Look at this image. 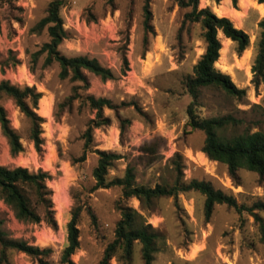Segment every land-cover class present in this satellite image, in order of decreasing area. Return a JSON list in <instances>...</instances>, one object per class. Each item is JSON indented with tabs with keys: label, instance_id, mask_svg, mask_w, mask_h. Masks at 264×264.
<instances>
[{
	"label": "rangeland",
	"instance_id": "obj_1",
	"mask_svg": "<svg viewBox=\"0 0 264 264\" xmlns=\"http://www.w3.org/2000/svg\"><path fill=\"white\" fill-rule=\"evenodd\" d=\"M52 1L0 0V83L33 87L41 93L36 112L42 118L43 142L38 150L31 138L30 120L13 98L3 94L0 105L19 135L23 151L12 152L0 122V165L48 172L56 221L52 226L45 220H20L0 197V229L6 237L51 248L48 260L60 264L68 244V223L74 210L81 207L80 248L72 260L75 264H99L115 238L121 218L118 205L122 203L136 209L159 232L153 264H264L259 226L247 211L240 213L227 204H216L208 220L206 197L195 190L181 193L178 199L160 198L145 207L137 198L124 200L121 187L95 189L97 151L103 150L121 157L111 166L109 180L123 177L132 167L138 185L173 186L178 181L198 180L233 196L240 206L264 201V178L240 169L233 179L226 164L203 152L206 134L189 125L187 110L192 97L185 84L206 50L201 25H183L189 9H182L176 0H150L153 32L148 33L144 25L147 0H64L61 16L67 37L59 50L67 57L96 58L115 73L109 80L89 73V88L81 89L82 97L69 104L67 100L79 83L61 79L58 63L45 66V56L36 62L32 57L50 40L47 28L36 26L47 16ZM223 4L224 0H200L199 8L210 7L217 14V7ZM231 7L240 9L239 3ZM249 11L240 26L249 34L250 46L239 54L237 43L220 32L223 48L216 64L247 91L246 96L236 98L210 86L201 89L196 105L202 118H232L219 131L225 138L264 130V81L259 86L252 82L261 29L259 18ZM126 58L129 67L124 73ZM87 95L108 98L117 108L104 110L111 123L94 130L87 158L81 161L84 134L96 117L84 100ZM43 105L48 114H41ZM149 148L155 153L150 154ZM0 264L39 262L25 252L9 250L8 260L0 259ZM110 264L121 263L113 258ZM132 264H145L140 243L135 244Z\"/></svg>",
	"mask_w": 264,
	"mask_h": 264
},
{
	"label": "trees",
	"instance_id": "obj_2",
	"mask_svg": "<svg viewBox=\"0 0 264 264\" xmlns=\"http://www.w3.org/2000/svg\"><path fill=\"white\" fill-rule=\"evenodd\" d=\"M182 9H189L183 20L186 23H199L203 29V37L206 42L205 53L201 56L198 63L194 66V75L187 79L186 88L192 97V102L188 106L189 125L193 130H200L206 134L203 152L214 161L226 164L233 179L237 178L240 169H246L258 173L264 178V130L247 132L236 135L232 138H225L219 134L225 126L232 122L230 116L202 118L197 114L196 105L200 98L201 89L205 87H217L228 95L241 98L246 96L247 91L239 88L232 77L216 67L223 48L219 38L221 32L226 38L231 39L238 45V53L242 54L250 46L249 34L237 28L234 22L228 17H220L212 11L210 7L199 8L200 0H176ZM221 1V0H218ZM237 7L239 0H232ZM264 3V0H257ZM64 0H53L48 8V14L37 24L39 30L47 28L50 40L41 49L35 52L32 57L36 62L41 56H45L44 64L49 66L58 63L60 67V78L70 79L79 83L74 87V93L67 103L72 104L81 98V89L90 86L88 74H94L103 80L115 78V73L100 63L96 58L88 56L67 57L60 50L59 46L67 37L64 28V20L61 16V9ZM145 29L148 33L153 32L151 21L153 13L150 7V0H147L144 8ZM261 29L258 51L252 72L254 78L252 82L259 86L264 81V18L259 22ZM128 60L125 59L124 73L128 70ZM5 94L14 99L21 112L31 122V138L35 142L36 148L41 150V123L42 118L37 114L41 93L36 92L33 87L20 88L7 81L0 83V97ZM90 107L96 111V117L91 120L87 131L84 134L86 139L85 151L80 160L87 158V149L93 142V132L95 129L110 125L111 120L104 115V110L116 109L117 106L112 100L104 97L87 95L85 97ZM0 122L4 136L8 139L11 150L14 154L23 151V146L19 135L10 126L7 112L0 105ZM122 134L125 131V122L121 126ZM99 161L94 169L93 176L96 181L95 189L121 187L123 199L137 198L142 205L150 207L156 200L163 197L173 196L178 199L181 193L192 190L202 193L205 199V214L209 220L213 214L216 204H227L242 213L249 212L259 226L260 239L264 244V201H258L253 206H240L233 196L225 194L221 190L215 189L210 183L205 181L193 180L190 183L178 181L173 186L157 185L146 187L138 185L135 181L134 169L128 167L123 177L108 179V174L114 161L120 159V155L114 152L98 150ZM149 153L155 152L149 148ZM50 174L43 170L30 172L28 168L18 166L14 168L0 165V197L12 206L20 220L40 223L45 220L49 225L56 226L53 211L52 192L47 186ZM118 209L121 218L117 223L115 238L106 247L103 257L99 264H110L113 258H117L121 264H132L134 247L136 243L142 245V258L145 264H153L155 254L158 250L159 232L140 214L136 209L127 204L120 203ZM40 210V211H39ZM82 208L77 207L71 221L68 223V244L63 251L60 264H75L72 256L80 248L79 221ZM1 224V222H0ZM0 259L1 262L8 260L9 250L25 252L29 256L38 260L39 264H53L48 260L52 254L51 248H40L30 246L26 242L8 239L0 229Z\"/></svg>",
	"mask_w": 264,
	"mask_h": 264
},
{
	"label": "crops",
	"instance_id": "obj_3",
	"mask_svg": "<svg viewBox=\"0 0 264 264\" xmlns=\"http://www.w3.org/2000/svg\"><path fill=\"white\" fill-rule=\"evenodd\" d=\"M225 1H227V4L229 3V7L231 8V9H234V10H236V8H232L231 6H234L233 5V1L232 0H224V3H225ZM242 1H245V0H239L238 1V3H239V5H240V9H237V11H239V12H241L242 13V18L240 19V22H235V21H233V22H235V26L237 27V28H240V29H242L241 28V24H243L244 23V21H245V14H246V12H248L249 10V12H253V14L255 15V17L256 18H259V22H260V20L264 17V13H262V11L258 8L259 6H262V7H264V3H259L257 0H250L251 2H250V4H249V6H248V8L246 9V10H243L242 8H241V2ZM221 6H223V5H221ZM220 6V7H221ZM218 8V7H217ZM220 17H225V16H220ZM259 22H258V25H259ZM222 35V34H221ZM224 38V37H223ZM225 39V38H224ZM225 41H226V39H225ZM224 41V42H225ZM223 42V43H224ZM230 43H233V42H230ZM229 43V44H230Z\"/></svg>",
	"mask_w": 264,
	"mask_h": 264
},
{
	"label": "bare ground",
	"instance_id": "obj_4",
	"mask_svg": "<svg viewBox=\"0 0 264 264\" xmlns=\"http://www.w3.org/2000/svg\"><path fill=\"white\" fill-rule=\"evenodd\" d=\"M250 2H251L250 0L242 1L241 2V8L243 10H246L248 8ZM259 7H260V9H262L264 11V7H262V6H259ZM217 14L219 16H225V17L233 18V19H235L237 21L240 20L242 18V16H243L241 12L237 11V9L236 10L231 9L229 7V3L227 4V1L223 4V6L217 8ZM246 58H247V56L244 58V61L246 60ZM49 107H50V105H49ZM42 110L43 111H42L41 114L47 113L46 112L47 111V106L46 105H43Z\"/></svg>",
	"mask_w": 264,
	"mask_h": 264
}]
</instances>
